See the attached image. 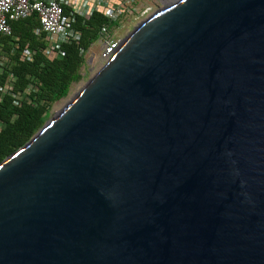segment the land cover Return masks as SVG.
I'll list each match as a JSON object with an SVG mask.
<instances>
[{"label":"water","instance_id":"1","mask_svg":"<svg viewBox=\"0 0 264 264\" xmlns=\"http://www.w3.org/2000/svg\"><path fill=\"white\" fill-rule=\"evenodd\" d=\"M0 264H264V0H175L0 163Z\"/></svg>","mask_w":264,"mask_h":264},{"label":"trees","instance_id":"2","mask_svg":"<svg viewBox=\"0 0 264 264\" xmlns=\"http://www.w3.org/2000/svg\"><path fill=\"white\" fill-rule=\"evenodd\" d=\"M62 8L66 15L69 7ZM104 13L100 7L88 18L76 14L72 27L79 33L78 41L62 42L49 51L34 15L9 22L11 33L0 34V87L10 88L19 101L15 105V97L0 90V163L40 129L52 104L79 77L83 52L107 22Z\"/></svg>","mask_w":264,"mask_h":264},{"label":"built area","instance_id":"3","mask_svg":"<svg viewBox=\"0 0 264 264\" xmlns=\"http://www.w3.org/2000/svg\"><path fill=\"white\" fill-rule=\"evenodd\" d=\"M138 0H0V34L9 35L11 28L9 22L27 18L34 15L39 21V32L45 33L47 50H52L55 46L66 41L79 39V33L72 27V22L76 14L88 18L92 12L102 7L105 9L107 22L99 28L96 46L99 49L97 59L101 66L119 48L121 38L118 30L121 21L125 17H136L138 13ZM63 5L69 7L68 13H63ZM139 16V15H138ZM92 45V44H91ZM90 45V46H91ZM82 52V50H81ZM83 52V57L86 56ZM94 60V56L89 57ZM2 58H0V65ZM0 90L7 92L12 97L15 95L10 88ZM15 97L13 103L18 104Z\"/></svg>","mask_w":264,"mask_h":264},{"label":"rangeland","instance_id":"4","mask_svg":"<svg viewBox=\"0 0 264 264\" xmlns=\"http://www.w3.org/2000/svg\"><path fill=\"white\" fill-rule=\"evenodd\" d=\"M175 0H138V15L135 17H125L121 21V27L118 30V35L124 38L130 31L141 21L151 16L158 10L166 7ZM86 56L84 61L79 68V77L73 80L65 96L57 99L51 106L46 120L51 118L55 113H57L67 102L84 86L88 79H90L101 67V62L97 59V54L99 52L96 43L93 42L90 47L86 50ZM94 56V60H90L89 57Z\"/></svg>","mask_w":264,"mask_h":264}]
</instances>
